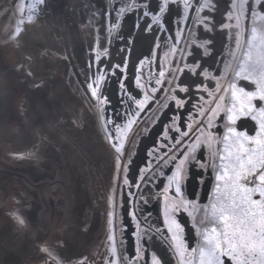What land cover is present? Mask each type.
<instances>
[{"label": "flooded vegetation", "instance_id": "flooded-vegetation-1", "mask_svg": "<svg viewBox=\"0 0 264 264\" xmlns=\"http://www.w3.org/2000/svg\"><path fill=\"white\" fill-rule=\"evenodd\" d=\"M251 11L264 15L253 0H0V264H214L205 243L264 263Z\"/></svg>", "mask_w": 264, "mask_h": 264}, {"label": "snow or ice", "instance_id": "snow-or-ice-1", "mask_svg": "<svg viewBox=\"0 0 264 264\" xmlns=\"http://www.w3.org/2000/svg\"><path fill=\"white\" fill-rule=\"evenodd\" d=\"M247 3H248V0H244V4L246 5ZM253 3L255 5H257V6H261L262 8H264V0H253ZM242 7H243V5H242ZM244 12H245V7H244ZM142 14L145 15V16L148 15V13H142ZM250 16L251 17L259 16V19H264V15H259L255 11H251L250 12ZM148 22L151 23V20H149ZM165 27H166V25H165ZM145 28L147 30V25L145 26ZM101 112H103V108H101ZM175 187H176V192L179 193L180 192L179 178H177ZM186 203L187 202L185 201L184 204H186ZM180 207H182L181 202L177 201L175 199L171 200V202L167 205L169 214H171L172 212H175ZM15 219L17 220V222L20 225H24L25 224V221L23 219H21L20 216H15ZM173 219H175V217H173ZM109 223L111 225V221ZM165 231H167V229H165ZM181 236L183 237V233L182 232H181ZM183 239L185 240L184 237H183ZM175 246H176V244L174 242V247ZM203 247L207 251L208 255L214 261V264H234V260L236 259V256L238 255L237 253H233L231 251H225L223 254H221L220 251L217 250L214 245L207 244V243H205L203 245ZM44 251L48 252L49 250L47 248H45ZM184 252H185L186 255L187 254H194V248H190L188 243H185L184 244ZM112 253H113V259L118 257L116 247L112 248ZM139 258H141V257L138 256V259ZM143 258L147 259L149 264H163L162 260L160 258H158L157 256H155V255H152L150 257L149 256H145ZM121 259L127 260L129 262V264H135V262L132 261L131 258H129V257H121ZM189 259H191V256H189ZM81 264H84V262L81 261ZM110 264H113V262L110 261Z\"/></svg>", "mask_w": 264, "mask_h": 264}, {"label": "water", "instance_id": "water-1", "mask_svg": "<svg viewBox=\"0 0 264 264\" xmlns=\"http://www.w3.org/2000/svg\"><path fill=\"white\" fill-rule=\"evenodd\" d=\"M3 87V83H2V75H1V69H0V133L2 131L3 128V124H4V105H3V96H2V88Z\"/></svg>", "mask_w": 264, "mask_h": 264}, {"label": "rangeland", "instance_id": "rangeland-1", "mask_svg": "<svg viewBox=\"0 0 264 264\" xmlns=\"http://www.w3.org/2000/svg\"><path fill=\"white\" fill-rule=\"evenodd\" d=\"M250 244V243H249ZM248 244H244L243 246H242V249H241V251L243 252L244 251V249H250V245H248ZM262 261V260H261ZM264 264V263H263Z\"/></svg>", "mask_w": 264, "mask_h": 264}]
</instances>
